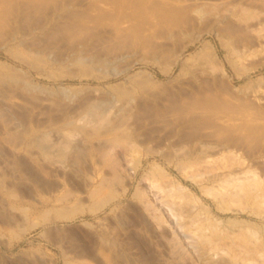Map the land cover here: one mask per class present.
I'll list each match as a JSON object with an SVG mask.
<instances>
[{
  "label": "rangeland",
  "instance_id": "1",
  "mask_svg": "<svg viewBox=\"0 0 264 264\" xmlns=\"http://www.w3.org/2000/svg\"><path fill=\"white\" fill-rule=\"evenodd\" d=\"M0 183V264H264V0H0Z\"/></svg>",
  "mask_w": 264,
  "mask_h": 264
},
{
  "label": "bare ground",
  "instance_id": "2",
  "mask_svg": "<svg viewBox=\"0 0 264 264\" xmlns=\"http://www.w3.org/2000/svg\"><path fill=\"white\" fill-rule=\"evenodd\" d=\"M195 10V12L199 15V16H201V15H206L205 14V12L203 11L204 9H202V7H200V8H196V9H194ZM228 13V12H227ZM19 73H21V72H19ZM19 77H21L22 79H24V78H26V77H22V76H19ZM31 77V76H30ZM29 77V78H30ZM21 79V80H22ZM17 80V79H16ZM17 82V81H16ZM21 86H23L24 87V89L28 92V93H31V92H36V93H38L39 94V92H48V89L46 88V87H44V86H41V84H39V83H37V81L35 82L34 80H32V79H28V77H27V79H25L24 81H23V84H21ZM22 89V88H21ZM60 94H62L64 97H72V96H74L73 95V93L70 91V89H69V87L67 88H64V89H61L60 91ZM75 92V91H74ZM36 93H35V95H36ZM32 95H33V93H32ZM38 96V95H37ZM43 96V95H42ZM52 96V95H51ZM35 97V96H34ZM44 97V96H43ZM74 98V97H73ZM97 102V101H96ZM96 102H94V103H96ZM127 102V101H126ZM91 104V105H89V107H88V109H87V112H86V114L82 117V118H80V122L79 123H77V125H75V128L73 129V128H69L68 129V127L67 126H65V127H63V128H61V129H58V130H52V132H49V131H47V132H40L37 136H36V138H34L33 139V141L31 142V143H33V145H35V146H37V147H39V150H40V152L41 153H43V154H48V153H50V154H52L53 152H51V150H50V148H49V145H48V142H46L47 140L49 141L50 140V137H53V138H55V139H57V140H61V141H64V142H67V143H71V142H74V141H76V139L77 140H79L80 138L81 139H83V138H85V134L87 133H85L84 135H81V134H83V133H80L81 131H83L84 129H85V127L86 126H89V125H93L94 126V124H91L92 123V121L93 122H99L100 120H101V122L104 120L105 121V123H109L110 121H108L106 118L105 119H103L104 118V116L101 114V112H103L102 110H101V112H99V110H98V108H99V106H98V103L97 104ZM104 104V103H103ZM104 106V105H103ZM102 107V106H101ZM127 108H128V106H127ZM107 112V111H106ZM104 113V112H103ZM128 113V112H127ZM127 115V114H126ZM120 114L118 113V116H117V118H116V120L114 121L113 120V122H114V125H116V126H118L119 124L121 125V121H122V117L120 118ZM114 118V117H113ZM112 118V119H113ZM124 118V117H123ZM111 120V119H110ZM71 121H73V120H71ZM79 121V120H78ZM77 121V122H78ZM67 123V122H66ZM112 123V122H111ZM67 125H69V124H67ZM115 126V127H116ZM60 127V126H59ZM73 127V126H72ZM89 127H91V126H89ZM80 130V131H79ZM87 130V129H86ZM89 134V133H88ZM87 135V134H86ZM90 136V135H89ZM79 138V139H78ZM80 139V140H81ZM87 140V139H86ZM83 141H85V140H83ZM116 141V140H115ZM80 142V141H79ZM54 144V143H53ZM72 144V143H71ZM78 147V146H77ZM106 147V146H105ZM78 149H79V147H78ZM38 150V149H37ZM65 150V149H64ZM64 150H61L60 152H58L57 153V155L58 156H65L64 154H65V151ZM68 150V149H67ZM74 150H75V148H74ZM77 151V150H76ZM74 152V151H73ZM75 153V152H74ZM80 153V152H79ZM49 154V156H51ZM54 154V153H53ZM53 154H52V156H53ZM68 155V154H67ZM102 156L104 157V159L106 160V161H109L108 163L110 164V166L112 167V169H113V175H118L119 174V171H118V168H117V165H116V163H115V161H113L114 159H113V157H112V155L108 152V151H103L102 152ZM47 157V156H46ZM59 159V158H58ZM102 159V158H101ZM79 160V159H78ZM107 163V164H108ZM152 180V179H151ZM1 184V183H0ZM13 186V185H12ZM4 188V187H3ZM147 193H145V192H141L140 193V196H141V198H142V201H144L145 203H146V207L148 208V209H150L151 208V203L148 201V199H147V196L148 195H146ZM4 200V199H3ZM143 202V203H144ZM6 203V202H5ZM164 205V204H163ZM169 205V207H168V210H169V214L170 215H172V216H175L174 217V219L172 218V222H173V225H174V227L176 228L175 230L177 231V232H174V234L175 233H178V234H176L177 236L175 237L174 235L173 236H170V240L173 242V247L172 248H175L176 247V251H174V254H176V256L174 257L173 256V259H172V261H173V263H171V264H188L187 263V259H186V257H185V254L187 253L186 252V250L188 251L189 249L190 250H193V251H198L199 250V246L197 245V243L193 240V238H191V236H189V235H186V234H184V233H181V231L180 230H182L183 228H184V223L181 221V219H180V217H181V212H180V210L178 209V208H176L175 206H173L172 204H171V202L168 204ZM154 207V206H153ZM152 207V208H153ZM151 208V209H152ZM1 210V209H0ZM153 211H154V213H155V215H154V217H155V219H157V225L159 226V227H161V233H159V234H162L164 237H166L167 238V236H168V231H166V229H164V227L162 226V223L165 221L164 220V216L160 213V212H158V208H156V207H154L153 209H152ZM3 212V211H2ZM2 215H3V219L2 220H4L5 218H6V220H7V223L8 224H14V222H16L17 220H19L18 218H20V216L18 215V214H13V213H2ZM261 215V214H260ZM1 216V215H0ZM17 216H19L18 218H17ZM198 218V217H197ZM263 218V217H262ZM261 218V219H262ZM48 220V219H47ZM163 221V222H162ZM18 222H20V221H18ZM5 223H6V221H5ZM7 224V225H8ZM248 225H250V224H248ZM15 226V225H14ZM249 227V226H248ZM244 229H246V228H244ZM254 229V232L252 231V232H250V233H255L256 231H257V229H255V228H253ZM256 230V231H255ZM180 234H182L181 236H182V238L181 239H179L178 237H180ZM179 235V236H178ZM186 239H189L188 241L186 240ZM197 241V240H196ZM103 245V244H102ZM112 245V244H111ZM89 248V247H88ZM101 248V247H100ZM212 249V248H211ZM218 249V248H217ZM95 250V249H94ZM214 250V249H213ZM183 252H185V254H183ZM98 254V253H97ZM77 256V255H76ZM108 256V255H107ZM19 260H21V259H19ZM18 260V261H19ZM24 260V259H23ZM22 260V261H23ZM31 262H32V260H30ZM87 261V260H86ZM86 261H84V262H86ZM23 262H25V261H23ZM29 262V261H28ZM30 262V263H31ZM81 262V261H80ZM34 263V262H33ZM40 263V262H39ZM5 264V263H4ZM37 264V263H36ZM81 264H83V263H81Z\"/></svg>",
  "mask_w": 264,
  "mask_h": 264
}]
</instances>
